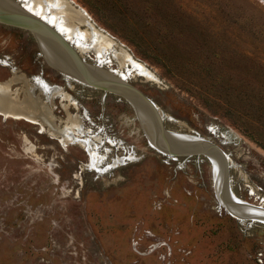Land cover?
<instances>
[{"label":"rangeland","instance_id":"obj_1","mask_svg":"<svg viewBox=\"0 0 264 264\" xmlns=\"http://www.w3.org/2000/svg\"><path fill=\"white\" fill-rule=\"evenodd\" d=\"M60 1L113 45L99 62L98 49L49 23L82 60L128 73L166 129L224 152L237 198L264 205V1ZM78 25L90 42L89 25ZM37 78L62 92L48 97ZM0 81L18 98L33 90L59 126L80 116L102 157L92 163L86 146L40 120L0 113V264H264V222L222 205L212 160L155 148L126 97L66 75L32 30L3 20Z\"/></svg>","mask_w":264,"mask_h":264},{"label":"bare ground","instance_id":"obj_2","mask_svg":"<svg viewBox=\"0 0 264 264\" xmlns=\"http://www.w3.org/2000/svg\"><path fill=\"white\" fill-rule=\"evenodd\" d=\"M17 1L0 0L1 20L15 25L25 26L32 30L45 58L66 75L82 80L85 83H93V81H95L94 83H99V85L109 88L107 91H112L126 97L133 104L147 135H149L155 145L163 151L172 153L179 150L205 151L213 162L216 193L219 195L222 205L233 215L235 214L239 217L250 216L252 218L264 220V205L262 203L255 205L239 198L234 200L230 197L227 178L225 176L226 159L215 147L208 145L196 135L192 136L193 134L174 132L176 133L174 137L165 135V131L162 130L157 123L156 114L151 109V106L145 103L144 97L137 89L127 83L128 73L104 69L101 64H95L94 67H87L82 61L78 60V56L76 57V54H78L76 50L70 46V44L58 34L57 30L54 29L55 27L52 28L49 23H53L64 32L67 37H70L73 41L75 40L81 49L89 48V46L93 49L95 48V50L98 49L99 53L96 54V58L99 62L105 61L108 63L106 50L113 45L111 40L97 31L88 19L79 11L75 10L76 8L73 9L74 7H70L71 5L69 6L68 3H62L60 0H42L46 7L41 9L35 6V3L39 0H27L28 10L24 6L17 4ZM49 9L53 12H48ZM35 13L46 14L44 17L45 20ZM69 21H71V23H69ZM78 22H80V24L84 22L91 28L89 32L90 42H87V39L84 38L86 33L83 31L84 29H80ZM115 56L121 62L126 63L130 61L134 70L138 69L141 71L140 73L144 72V74L148 73L149 75V72L145 70L146 68L144 69L141 65L132 61L131 58L127 57L128 54L126 55L119 51L115 53ZM22 78L27 82L25 77ZM36 83L48 97H53L55 94L62 92L61 88L56 85H51L43 79L37 78ZM0 113L6 116L18 117V119L23 117L32 120V122L40 120V123L43 122L53 134L61 135L65 143L67 141H72L86 146L92 163H98L102 158L100 154L94 150L96 147L94 146V141L85 135L86 130L80 116H73L68 113L65 126H59L56 123L52 108L38 95H35L31 89L29 94L22 98H18L10 94L9 84L0 81ZM118 161H120V159L115 160V163ZM99 163H101V161Z\"/></svg>","mask_w":264,"mask_h":264},{"label":"water","instance_id":"obj_3","mask_svg":"<svg viewBox=\"0 0 264 264\" xmlns=\"http://www.w3.org/2000/svg\"><path fill=\"white\" fill-rule=\"evenodd\" d=\"M1 20V19H0ZM11 24H13V23H11ZM78 56V57H77ZM76 57L78 58V60H80V61H82L87 67H94V65H91V64H88V63H86V62H84L83 60H82V58L80 57V55L79 54H76ZM96 66H98V65H96ZM87 82V81H86ZM95 81H93V83H89V84H92V85H94V86H96V87H99V88H102V89H104V90H109V88H107V87H105V86H102V85H99V83H94ZM128 83V82H127ZM130 86H132L131 84H129ZM133 87V86H132ZM133 88H135V87H133ZM136 89V88H135ZM111 90V89H110ZM139 91V90H138ZM140 92V91H139ZM141 93V92H140ZM141 95L144 97V101H145V103H148L149 104V106H151V109L155 112V114H156V119H157V123L159 124V126H160V128L162 129V130H164L165 131V135H169L170 137L172 136V137H174V135L176 134V133H174L173 131H171V130H168V129H166L165 128V126H164V124H163V120H162V117H161V115H160V113H159V111H158V109H157V107H156V105L149 99V98H147L146 96H144L142 93H141ZM14 96V95H13ZM147 134V133H146ZM192 136H194V135H192ZM199 137V136H198ZM148 138H149V140H150V143L155 147V148H157L158 150H160L161 152H164V153H166V154H175V155H194V154H203V155H205V156H207L210 160H211V158L209 157V155L205 152V151H203V150H179V151H177V152H169V151H163L162 149H160L158 146H156L155 145V143L152 141V139L149 137V135H148ZM199 138H201L203 141H205L208 145H210V146H213V147H215L220 153H221V155L222 156H224L225 157V159H227V157H226V155L224 154V152L216 145V144H214L213 142H211V141H209L208 139H205V138H202V137H199ZM226 162V165H225V176H226V178H227V186H228V192H229V194L231 195L230 197L232 198V199H234V200H236V199H238L235 195H234V193L232 192V190H231V188H230V184H229V178H228V162L227 161H225ZM213 174H214V171H213ZM220 194V193H219ZM218 196V198H219V195H217ZM220 200V199H219ZM246 202V201H245ZM234 216H236L237 218H241V219H249V220H258V221H261V222H264V220L263 219H259V218H252V217H250V216H241V217H239V216H237V215H235L234 214Z\"/></svg>","mask_w":264,"mask_h":264},{"label":"built area","instance_id":"obj_4","mask_svg":"<svg viewBox=\"0 0 264 264\" xmlns=\"http://www.w3.org/2000/svg\"><path fill=\"white\" fill-rule=\"evenodd\" d=\"M157 245H159V244H152V245L150 246V250H151V251L154 250V248H155Z\"/></svg>","mask_w":264,"mask_h":264}]
</instances>
